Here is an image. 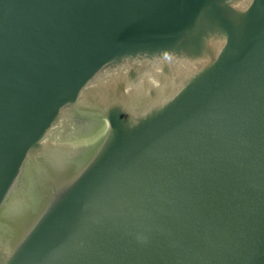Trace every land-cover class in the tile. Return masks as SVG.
<instances>
[{"label": "water", "instance_id": "obj_1", "mask_svg": "<svg viewBox=\"0 0 264 264\" xmlns=\"http://www.w3.org/2000/svg\"><path fill=\"white\" fill-rule=\"evenodd\" d=\"M0 264H264V0H0Z\"/></svg>", "mask_w": 264, "mask_h": 264}]
</instances>
